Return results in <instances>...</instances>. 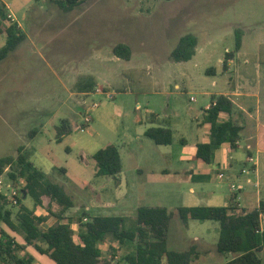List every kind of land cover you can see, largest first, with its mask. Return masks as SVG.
<instances>
[{"label": "rangeland", "instance_id": "obj_1", "mask_svg": "<svg viewBox=\"0 0 264 264\" xmlns=\"http://www.w3.org/2000/svg\"><path fill=\"white\" fill-rule=\"evenodd\" d=\"M27 13V23L38 28L35 30L39 41L29 54L25 50L11 55L14 60L24 57V72L0 82V158L15 153L17 156L19 144L29 143L33 154L28 149L24 153L48 180L64 189L73 203L84 207L107 205L81 210L84 222L88 220L84 212L90 216L120 212V208H115L119 179L97 175V163L92 158L106 144L119 147L122 170L126 172L140 154L153 158L169 151L178 155L185 146L181 138L187 139L186 144H195V118L211 102L210 93L238 83L241 90L258 94L264 122V0H84L69 11L60 9L52 0H41L34 2ZM17 15L24 22L21 13ZM238 29L242 48L228 56L235 50ZM187 33L198 37L197 53L190 60L174 61L172 51ZM117 43L131 47L129 60L116 58L113 48ZM225 59L228 67L224 66ZM0 62L3 74L11 63ZM89 74L96 75L104 90L110 92L89 96L70 93L69 88L79 91L76 80L83 82ZM154 114L178 123L170 146L157 145L141 134ZM65 119L72 129L59 142L57 130L61 125L68 126L63 123ZM83 125L87 126L83 129ZM251 133L250 129L242 130L239 140L249 137L247 142L253 143ZM247 146L249 154L251 149ZM149 165L153 166V162ZM160 165L161 162L155 163L147 173L154 175L155 187L145 189L152 201L159 198L174 213L167 231L169 245L180 243L177 248H185L195 238L205 240V251L196 245L184 250L193 249L191 264H224L233 258L235 253L217 249L218 221L189 219L185 223L181 219L176 206L188 202L184 189L189 187L170 177L162 185ZM10 171L7 167L0 177V191L9 195L12 202L15 196L19 197L16 204L7 205L17 224L19 201L29 207H34L35 202L22 180L11 179ZM229 187V182H221L222 189ZM231 189L238 187L231 185ZM151 200L146 198L145 203ZM48 201L49 197H44L37 209L49 217L42 223L45 228L55 221L46 210ZM128 212L131 217L136 216L135 211ZM4 226L22 245L21 254L32 252L42 258L43 253L35 244L26 242L20 227L14 231ZM78 227L76 224L75 235ZM100 246L99 264H128L125 257L135 242L115 250L108 244ZM260 256L264 264V246ZM46 257L34 264H52Z\"/></svg>", "mask_w": 264, "mask_h": 264}, {"label": "trees", "instance_id": "obj_2", "mask_svg": "<svg viewBox=\"0 0 264 264\" xmlns=\"http://www.w3.org/2000/svg\"><path fill=\"white\" fill-rule=\"evenodd\" d=\"M59 8L69 11L84 0H52ZM8 22V23H7ZM0 33L7 34L6 45L0 47V60L8 56L25 38L17 23H11L6 5L0 0ZM198 37L187 33L180 37L172 51L174 61H187L197 53ZM242 46V33L236 31L235 50ZM116 56L130 59L131 47L125 43H117L114 47ZM231 58V57H230ZM225 59L224 66H227ZM225 111L229 117L220 119ZM206 122L210 124L211 140L199 143L197 158L210 163L214 160L215 150L224 144L236 147L243 129V112L226 95L212 97V104L206 111ZM67 123V120L63 121ZM68 124V123H67ZM87 125H83L82 128ZM72 127L61 125L57 130V141ZM146 135L157 144L172 143L173 133L168 127H151ZM20 146L18 155H5L0 158V177L9 167L12 180H22L24 189L33 198L35 206L43 204V198L49 197L46 206L49 214L56 222L48 227L42 223L46 216L37 215L34 208L19 201L16 213L17 224L12 219V210L7 207L11 203L9 196L0 191V264H34V256L21 254L22 245L4 227L24 232L26 242L33 243L37 249L47 255L55 264H99L102 257L100 244H108L111 250L127 242H135V248L125 257L128 264H191L193 249L189 251L170 250L167 245V231L173 212L166 207L141 206L135 217L119 215L88 216L84 222L79 218V231L75 237L72 218L65 215L73 205V200L64 189L46 177L43 170L24 153ZM92 158L97 163V175L118 176L122 171V159L116 144H108L97 150ZM19 198V197H17ZM181 219L187 223L189 219L216 220L220 224L217 249L221 253H235V256L224 264H262L260 252L264 246V200L254 209L240 207L236 196L223 206H181L178 207Z\"/></svg>", "mask_w": 264, "mask_h": 264}, {"label": "crops", "instance_id": "obj_3", "mask_svg": "<svg viewBox=\"0 0 264 264\" xmlns=\"http://www.w3.org/2000/svg\"><path fill=\"white\" fill-rule=\"evenodd\" d=\"M1 1L6 5L7 10L9 11L11 23L18 24L20 30L24 33L25 38L17 45V47L13 51L10 52V54L7 57L1 60L14 65L16 64V67L13 68L14 65L11 66L10 64V68L5 70L3 74L0 73L1 74L0 82L5 77H11V76L17 77L18 75L22 74V72H24V70L21 68V63H22L21 61L25 60L24 57H20L18 60H14L11 58L12 54L24 53L25 50H27L29 54L30 50L32 51L36 49L35 43L36 41L39 40L36 36L35 29L38 28H36V26L32 27V25H29L26 20L28 17L27 12L29 7L33 6L34 2L36 4L41 0H1ZM17 13H21L24 22L21 20L20 16L17 15ZM0 40H1L0 47L5 46L7 42V34L0 33ZM116 58H120V57L116 56ZM43 62L46 61L43 60ZM1 64L2 63L0 62V66ZM18 66H19V70L17 68ZM228 66L229 63H227V67ZM86 77L88 78L83 82L80 81V83H78V80H76L75 86L78 84V86L76 87L79 89V91H76L75 89L76 92H73L69 88L70 93L77 94L79 92L82 95L89 96L94 93L110 92V90L108 91H106L107 89L104 90L105 86L100 85L99 79L96 75L89 74ZM176 86L177 88H180L179 84H177ZM210 94L212 95V97L219 95H226L233 101L235 105H237L242 110L243 118H244L242 130L250 129L252 131V133L250 134V138L254 139V142L253 143L247 142L249 137L245 136L246 138H244V140L242 139L241 141L238 140L236 142L235 148L231 149L228 144H224L223 146L215 150L214 160L210 163H206L200 160L199 158H197L198 144L207 143L211 140L210 124L205 120L206 111L212 104V97H211V102L201 111V114L199 116L197 115L195 118L198 129L196 132V140L194 142L195 143L194 145L186 144L187 139L181 138L183 143H185V146L180 151V154L174 155L169 151H162L160 152L159 155H156L157 157H153V158L150 155L140 154L134 158V164L132 165V167L129 169L128 172L122 170L121 173L116 177L109 176L111 178L119 179V183L117 185L118 204H115L116 206L115 208H120V212L119 214H102V215L131 216L130 214H126L129 213L128 211H135L134 215H136L138 208L141 206L166 207L167 209H170L168 204L163 203V201L159 200V198L155 200L154 197V200L152 201L151 200L152 198H150V195L148 194V189H145L149 187L151 188L155 187L156 185L154 183L155 181L152 179L154 175L149 176L147 173L151 171L150 169H152L155 163L160 164V162L161 165L159 168V172H160L159 178H161L160 182L162 185L164 183L166 184L167 178L170 177L174 180H178L179 183L183 182L185 185H187V187H189L188 189H184V192L188 194V197L186 199L188 202L176 206L177 209L178 207L181 206H199V205L223 206L229 203L233 195L236 196V200L239 202V205L242 208L254 209L259 206L260 201L264 200V187H263L264 132H262L264 129V122L262 120V111L260 108L261 100L258 97V94L252 93L250 91L241 90V85L239 83L233 87L228 86L226 89L222 87L220 91ZM192 99L196 101V98L192 97ZM221 116H224L223 120H226L229 117L228 113L225 111H222L220 113V118ZM149 121L151 122V124L149 126L146 125L145 129L141 131V134H144L145 136H147L146 131L149 128L163 126V127H168L172 130L173 138H174V133L177 130V128L175 127H179L178 123L173 122L170 117H160L157 114L156 115L154 114L152 117H150ZM173 138H172V142H173ZM108 144H114V143H108ZM170 144H157V145L170 146ZM245 145L247 147H250L251 153L248 154V151L245 149ZM20 146L24 147L23 151L26 152V150L28 149L30 152H32V150L29 148V143L19 144L17 149H19ZM31 154H33V152ZM11 155L16 156V153ZM248 155H252V156L248 157ZM148 162L150 163L153 162V166H150L149 165L150 163ZM221 173L224 174V178L219 177ZM222 181H227L230 183L229 189L221 188ZM232 184L236 185L238 189L232 191L231 189ZM175 185L176 187L179 186L177 185V183ZM124 187L126 189H124ZM144 198L145 199L148 198L151 201L145 203ZM75 204L76 203H73V205L69 207L65 212L66 216L72 218V228L74 229V232H75V225L79 224V218L82 217L81 214L83 211L81 212V210L86 209L88 211L89 208L99 209V208H103L104 206L107 207L106 204H102L103 205L102 207L99 206L100 204H96L92 206L87 205L85 207ZM109 206H113V205L109 203ZM30 208H34L37 215H41L37 212L39 205ZM50 216L54 217L52 215ZM46 217H47L46 221H48L49 217L48 216ZM55 222H56V218L54 223ZM75 237H77V235H75ZM17 242L19 241L17 240ZM167 245L170 250H176V251H184L186 247H188L189 245L190 246L196 245L198 249L201 251H205L208 248L205 240L201 241L198 240L197 238L193 239L191 244H189L185 248H177L175 244L174 247H171L169 245L168 234H167ZM181 245H185V244H181ZM134 248H131L130 251L133 250ZM30 254H32L35 258L34 263H36L37 260L39 261V259L42 260L43 256L44 258L47 256L45 254H40L42 258H39L36 254L32 252H30ZM53 262L52 264H55V262L54 263Z\"/></svg>", "mask_w": 264, "mask_h": 264}, {"label": "built area", "instance_id": "obj_4", "mask_svg": "<svg viewBox=\"0 0 264 264\" xmlns=\"http://www.w3.org/2000/svg\"><path fill=\"white\" fill-rule=\"evenodd\" d=\"M219 177H221V178H224V174L223 173H221L220 175H219ZM232 186L233 187H236V185H234V184H232ZM9 196V195H8ZM10 198V197H9ZM18 198H17V196H15V198L13 199V202L11 201V198H10V201H11V203H17L18 202V200H17Z\"/></svg>", "mask_w": 264, "mask_h": 264}]
</instances>
